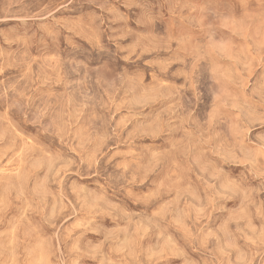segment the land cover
<instances>
[{"label":"rangeland","instance_id":"1","mask_svg":"<svg viewBox=\"0 0 264 264\" xmlns=\"http://www.w3.org/2000/svg\"><path fill=\"white\" fill-rule=\"evenodd\" d=\"M0 264H264V0H0Z\"/></svg>","mask_w":264,"mask_h":264}]
</instances>
